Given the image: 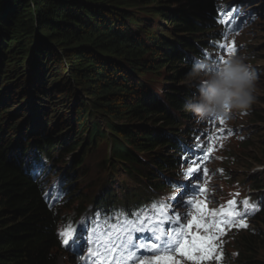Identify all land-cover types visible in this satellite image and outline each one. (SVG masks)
Here are the masks:
<instances>
[{"label":"trees","instance_id":"trees-1","mask_svg":"<svg viewBox=\"0 0 264 264\" xmlns=\"http://www.w3.org/2000/svg\"><path fill=\"white\" fill-rule=\"evenodd\" d=\"M224 1L0 0V264H58L57 226L71 225L62 211L117 197L115 183L81 191L84 155L99 142L110 182L125 176L124 185L150 187L175 175L197 133L183 107L196 91L185 77L195 58L220 50ZM236 147L226 162L264 166V138ZM52 170L69 191L59 208L44 200ZM253 221L235 234L236 257L224 264H264V208Z\"/></svg>","mask_w":264,"mask_h":264},{"label":"rangeland","instance_id":"rangeland-1","mask_svg":"<svg viewBox=\"0 0 264 264\" xmlns=\"http://www.w3.org/2000/svg\"><path fill=\"white\" fill-rule=\"evenodd\" d=\"M248 1L246 6H243L245 9L257 6L259 1L264 3V0H246ZM254 9V8H253ZM253 23H249L248 26L245 27L244 33L240 35V33L235 34L234 36L230 37V42L237 46L239 45L238 49H236L235 54H241L247 56V62L251 65L253 70L257 73L258 76V90H257V100L256 103L251 107L248 112L241 113L235 112L232 113L228 117V121L226 124L230 127L234 125L235 127H240L242 129V134L244 135V140H249L252 143H256L257 141H261L264 138V84L262 72L264 71V15L259 16L258 18L254 19ZM229 56V55H228ZM150 77L155 78L154 74L149 73ZM76 94H80L79 89H74ZM252 112H256L260 114V119H254L252 117ZM231 119H234L232 122ZM253 134H250L252 133ZM65 139H68L66 135H64ZM239 140L233 138L229 143H223L222 146H225L222 150L221 148L218 150L216 157L212 159V161L208 164L209 172V192L210 198L208 201V205L212 212L217 211L218 209H226L228 201H231L235 198L237 194V187L243 186L245 180L251 179L249 176L251 173L252 175L255 173L256 168L261 169L264 166L261 165H254L252 166V161L245 158H240L239 160L235 161L234 164H230L226 162V156L229 151H233L236 149V144H240ZM249 143V142H248ZM251 145V144H250ZM252 146V145H251ZM105 142H99L96 148H92L86 152L84 155L86 158V180L91 183V181L99 182V185L103 184L106 180V174H102L101 167L99 166L100 160L103 158L104 154L106 153ZM68 159V157H67ZM261 167V168H259ZM213 176L211 177V174ZM228 177H224L226 174ZM101 175V177L99 176ZM110 176L108 177V179ZM119 181H124L126 179L125 176L119 177ZM108 180L107 184L115 183L114 185L120 186V184L115 182H110ZM154 181V180H152ZM259 184V181L257 185ZM264 184V179L260 180V185ZM129 185V183H127ZM95 186L94 188H96ZM87 190V189H85ZM264 192V191H262ZM253 225L255 223L253 222ZM216 244V251L219 253L220 251H224L227 255L228 253L231 254L232 260L234 259V254L236 248H234V240L233 237L229 236L226 231L222 232V235H219L218 238L214 241ZM237 246V245H235ZM172 259L176 262V264H201L200 262H191L192 257L188 255L184 256H171ZM154 257H148L144 259V264H151ZM258 258L264 262V250H260L258 253ZM210 259H216L215 257H210ZM59 264H68L70 262V258L64 256L60 259ZM139 262L138 264H142Z\"/></svg>","mask_w":264,"mask_h":264},{"label":"clouds","instance_id":"clouds-1","mask_svg":"<svg viewBox=\"0 0 264 264\" xmlns=\"http://www.w3.org/2000/svg\"><path fill=\"white\" fill-rule=\"evenodd\" d=\"M258 79L245 55L234 54L219 63L197 57L185 77L196 91L184 111L201 122L248 112L257 100Z\"/></svg>","mask_w":264,"mask_h":264},{"label":"snow or ice","instance_id":"snow-or-ice-1","mask_svg":"<svg viewBox=\"0 0 264 264\" xmlns=\"http://www.w3.org/2000/svg\"><path fill=\"white\" fill-rule=\"evenodd\" d=\"M235 15L236 13H233L234 17ZM235 51H236V48L233 45L231 48L228 49L229 56L234 55ZM212 60L219 63V62H223L224 59L218 56ZM217 119H219L221 123H223V118H217ZM201 150L203 149L201 148ZM200 168H201L200 164H198L197 160L194 159L191 165L189 166L187 172L185 173V175L187 177H191L193 173L199 172ZM204 171H205V174H207L208 170L204 169ZM201 191L203 192L204 189H201ZM189 203H192V201H189ZM236 204L237 202L235 200L228 201L227 209L222 208L219 212L211 213L212 216H219L220 217L219 220H213L210 224H204V225H201V227H204L206 230H211L213 228L218 229V228H222L224 225L232 224L238 218H242L243 214L235 207ZM243 204L245 206V213L248 211L249 208L256 210V205L254 204L250 205L249 200L247 199L243 201ZM179 218L180 217L177 216V219ZM189 224H191V221L189 222ZM242 226L246 227V225H242ZM74 233H75V229H72L71 227L67 228L65 231L60 232L59 236L62 238V244L65 246H68L73 239ZM153 233H155V229H153ZM161 233L162 234H155L154 242H152L149 245H146V241H151L153 239L151 236L145 237V241H142L139 245H136L132 240L131 234H129L126 242L123 245V248L126 252V259L133 260L135 258L134 253L130 251L129 249L136 248V247L145 248L147 246L150 250H155L157 252H160L161 249H163L164 252L173 251L175 248V243L179 242V239L176 233H178L179 236L182 237L184 234V229L179 228L176 230V233L172 231L167 232L166 233L167 239H164L163 230H161ZM214 238H215V235L213 233L212 235H209L207 237H202L198 239L194 238L188 243L190 244L191 248L195 249L197 252H203L204 257L202 258H206L212 252V245L210 243H206V241H210ZM115 250H116L115 245H112L111 247H109L107 244L103 245V250L97 249V251L99 252V255L103 256L105 258V261L107 260V254ZM89 251L91 253L93 250L90 249ZM179 251L183 255L186 251L185 246L181 245ZM142 264H144V262H142ZM151 264H176V262L172 259L171 256L162 254V255H156L153 258V261L151 262Z\"/></svg>","mask_w":264,"mask_h":264}]
</instances>
